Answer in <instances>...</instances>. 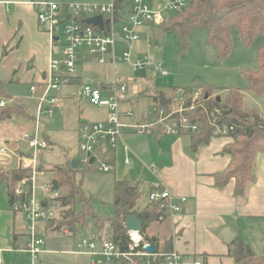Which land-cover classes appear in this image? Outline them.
<instances>
[{"label":"rangeland","instance_id":"rangeland-1","mask_svg":"<svg viewBox=\"0 0 264 264\" xmlns=\"http://www.w3.org/2000/svg\"><path fill=\"white\" fill-rule=\"evenodd\" d=\"M10 1L11 3L7 5L9 10L13 8L12 2L14 1L29 0ZM57 1L101 4L107 3L110 0ZM144 3L151 9H160L163 6V3L158 0H144ZM32 9H34V7ZM176 13H178V11H165L164 15L168 17ZM37 26L39 27L38 22ZM153 26V24L147 22L140 28V37L133 51V56H149L150 59L167 70L168 74L165 76L159 77L158 73L150 75L148 70L132 71L124 61H118L117 63L121 65V69L114 71L113 67L108 62L101 64L98 63L95 57L88 59L85 55V48L80 47L77 49V73L75 78L71 80L70 84L60 86V90L56 93L57 96L60 97L59 106L54 110L52 116L46 120V123L40 126V132H43V136L45 134L48 136L49 148L40 151L37 158L38 165L42 163L46 168L42 175L36 177L38 196L43 195L41 186L49 184L53 179L52 173L49 171L50 167L63 165L68 161H70L69 163L71 164L72 160L76 159L79 160V163L78 166L74 168V178L77 182H81L83 192L86 196L90 197V204L95 213L106 216L112 211L113 183L114 180L120 178H126L137 185L140 194L136 201L135 209H139L147 202L148 188L154 181L151 168L154 167L153 163L155 162L152 161L150 167L147 165L145 159H153L160 155L163 148L160 149L161 146L158 145V142L164 139L179 137L170 134L164 135L162 138H156V133L125 132L114 148H111L105 142H101L98 145V149H101L104 154V158L101 161L95 163L82 162V159L85 158V154L79 149L80 121L96 122L104 119L108 114L106 108L94 106L89 103L87 97L82 92V87L85 85L94 86L103 81L116 79L118 81L133 82L136 87L140 88L138 94H131L130 96L135 101V105L132 107L134 115L125 116L122 114V121H134L135 117L140 114V112H143L150 104H153V95L156 90L159 91V94L160 92L164 93L166 98H177L179 88L196 87L200 82L213 87V95H219L221 97L224 96V93L229 87L242 88L244 105L246 107H256L261 112L263 111L264 95H256L244 89L246 81L242 72L256 68L257 48L264 44V37H257L253 44L247 45L240 40L238 30L233 26L230 30V52L226 57L219 59L216 57L215 47L207 42L206 29L193 28L188 36L187 48L183 51L171 32L163 33L162 43L156 41L151 31ZM117 31L121 34L120 24L117 25ZM20 40L21 37L20 39L19 37L16 39L14 38V43L8 44V48L6 47L8 49L7 54L18 49V42ZM27 53V48L22 47L16 51V53L12 54V56L7 57V59H4V56L1 57L0 65L3 67L12 58H17L21 60L19 65L21 73H23L24 70L28 69V62L24 61ZM121 53L122 44L120 40H117V60ZM29 85V82L21 81L12 83L7 81L5 83V91L11 95L17 96L16 102L26 105L28 114L26 116L14 115L6 124H0V136L5 135L0 137V142L7 148H10L9 138L11 136L4 134L2 131L4 125L9 128V132L13 133L12 136H15L17 141H20L23 132L31 131L33 128L31 116H33L35 112L36 100L34 97H36L37 94L35 93L33 97H30ZM199 101V105H201L203 99L200 98ZM12 104L13 103H10L9 105ZM189 105H191V103L185 104V106ZM120 107L123 109L126 108L125 105ZM121 111L124 112V110ZM219 113L220 111H215V114ZM217 130L219 131L218 128ZM124 145L129 148L130 152L125 153V151H123ZM162 153L165 152L163 151ZM126 159H129L130 163H127ZM142 162L145 163L142 165ZM101 163L107 164L111 169L108 172L98 170L97 166ZM15 164L16 160L14 159L10 160L9 158L5 159L0 157V169H7ZM65 191L66 187H61V189L58 190L61 195H64ZM79 207L80 203L77 201L75 210L78 211ZM13 222L16 231H20L23 221L19 215L14 216L11 212L8 204L6 185L2 183L0 184V257L3 264H29L30 261L26 254L8 249L12 246ZM81 231L85 233L84 237L86 239L92 238L95 228L94 219L91 216L86 217ZM131 237L132 240L133 236ZM46 241L47 248H50L49 242L52 243V241L50 238L46 239ZM134 241L135 240H132L133 243L136 242ZM64 243L65 241L62 238L55 244L52 243V246L56 245L57 247L55 248L60 250V248H64ZM100 259L103 261L102 264H106L104 257H100ZM90 260L91 258H80L76 257V255H69L61 252L42 254V264H92Z\"/></svg>","mask_w":264,"mask_h":264},{"label":"built area","instance_id":"built-area-1","mask_svg":"<svg viewBox=\"0 0 264 264\" xmlns=\"http://www.w3.org/2000/svg\"><path fill=\"white\" fill-rule=\"evenodd\" d=\"M159 1V0H158ZM191 0H161L163 3L160 9H151L144 0H124L126 8L121 10V16L117 18L116 0H110L101 4H82L72 1L57 0H32L29 3L34 7L37 16V22L41 30L49 36L50 57L48 70L45 78L40 83V93L34 97L36 100L35 112L33 115V128L31 131H25L22 134L21 141L27 143L26 149L18 146V151L7 148L0 142V157L15 155L18 158L19 166L30 170L29 179H21L13 188V199L10 206L15 212H21L25 219V242L21 251L25 252L31 264H38L40 255L44 252L45 239L39 231V224L49 223L55 217V208L59 193L52 190L51 182L41 186L44 195H37L38 186L36 184V175L39 171L37 158L39 152L49 148V141L40 132V126L46 123V120L52 116L54 110L59 106L60 97L57 91L61 85L70 84L77 73V49L83 47L86 49L85 55L90 58H96L98 63L108 62L113 70L121 69L117 62L124 61L132 71L148 70L150 74L158 73V76L167 75V70L150 59L149 56L134 57L133 51L140 37V28L145 23H151L154 26L160 24L166 19L164 12L180 11L186 7ZM101 15L103 18L102 28L86 22V19ZM107 20V22H106ZM120 24L121 34L117 31V25ZM120 40L122 44V53L118 60L116 59V41ZM38 86L29 87L31 97L37 91ZM83 94L87 97L90 104L106 108L107 116L96 122L83 121L80 125L79 149L85 154L82 162H88L92 157L95 162L101 161L104 154L98 145L105 142L111 148L116 147L118 141L125 132H150L157 135H182L188 132H197L199 126L196 121H189V118L183 116L186 110H193L199 106L200 98L204 97L203 91L199 87L179 88L177 98H169V106L152 105L146 109L142 118L137 121H122L121 116H133L131 108L122 112L120 109L121 101L127 95H134L140 92L133 82L118 81L116 79L100 82L98 85L82 87ZM11 100L0 99V110L10 103ZM186 103H191L185 106ZM179 104V105H178ZM177 106V107H175ZM216 112H219L216 110ZM179 114L180 117H175ZM229 129H232L230 127ZM222 136L228 137L226 127L219 128ZM124 150L129 152V148L124 145ZM103 155L102 159L97 154ZM130 163L129 159H126ZM98 170L108 172L111 168L105 163L97 166ZM25 185L29 190H25ZM148 199L151 203L162 208L166 215L174 217L181 210V204L185 202L184 196L172 194L167 188L159 184L151 187L148 193ZM100 254L106 259V264H112L114 261L121 264H136L134 256L145 257L146 264H203L200 260L182 253L176 249L168 252L148 253L143 249L138 252H120L115 244L109 239V235L103 233L100 236ZM138 242L133 243V246ZM84 248H88L85 250ZM96 243L94 240L81 238L73 251L87 254H97ZM0 264L2 259L0 257Z\"/></svg>","mask_w":264,"mask_h":264},{"label":"crops","instance_id":"crops-1","mask_svg":"<svg viewBox=\"0 0 264 264\" xmlns=\"http://www.w3.org/2000/svg\"><path fill=\"white\" fill-rule=\"evenodd\" d=\"M30 1L32 0L14 1L12 2L13 8L9 10L7 5L10 4L11 1L0 0V62L1 57H3V47L8 48V44H13L14 38L16 39L19 37L20 39L21 37V40L18 42L19 47L16 51L22 47H26L28 50V56L25 55L24 60L28 62V69L24 70L23 73H21L19 65L21 60L17 58H12L7 62L6 65L8 68L6 65L3 67L0 65V81L3 83L0 88V99H13L14 101L10 102L13 104L17 101V96L11 95L5 91V83L7 81L10 83L20 81L29 82V87L32 85L38 86L35 92L38 95L40 93L41 80L45 78L49 64V36L39 28L40 26H37L36 13L35 10L32 9L33 6L29 3ZM16 51L9 52V55H4V59L12 56ZM130 96L131 95H127L121 101L120 106L125 105L126 107L124 109L120 107L121 110L125 111L129 108L132 109L135 105V101ZM10 103L2 110H6L11 106L9 105ZM149 106H151V104ZM148 107L146 109H148ZM145 111L146 110L140 112V114L135 117L134 121L143 118L142 116ZM262 113L264 112L262 111ZM12 118L13 116L0 122V124H6ZM31 119H33V116H31ZM2 129L4 134L11 136L9 138L10 148L17 152V142L19 141H17L15 136H12L13 133L9 132L10 130L6 125H4ZM3 136L5 135L0 137ZM163 136L164 135L159 134L156 135V138H162ZM176 136L179 137L164 139L158 142V145L161 146L160 149L163 148L165 153H162V151L158 157L145 159L148 166H150L152 161L155 162L153 163L154 167L151 168L154 181L149 186L148 193L151 189L150 187L159 184L167 188L172 194L184 196L186 200L181 204L180 212L174 217L166 215L165 219L153 223L149 231L150 235L157 236L159 244L162 243L164 239L171 238L172 249L191 255L200 260L203 264H234L233 258L229 255V243L221 236V232L225 228H229L236 234L235 238H239L245 242L255 255L262 254L264 252V151H260L256 155L253 167L254 179L246 184L242 196L235 197L233 195L234 179H231L226 186L219 189L214 185L212 176L214 173L223 170L229 162L230 157L227 154L221 153L222 147L229 141V138L224 136L212 138L209 144L201 147L198 151L192 152L188 148V136L184 134ZM123 151H125L124 146ZM125 153L128 152L125 151ZM4 158L16 160L14 166H19L17 161L18 158L15 155L6 156ZM78 163L79 160L77 166ZM144 163L145 162H142V165ZM43 173L44 170L39 171L36 177ZM130 183L133 184L132 182ZM59 189H61V187L58 186L57 191ZM148 193L147 202H145L141 208L135 210H142L150 202ZM59 195L61 196V194ZM8 204L13 215H19L23 221L21 228L22 232L21 230L16 231L13 222L12 246L8 249L26 254L21 251V247L26 240L24 216L21 212L13 211L10 206L9 198ZM61 210H63V208L60 207L58 201L54 211V219L47 224H39V231L45 239V250L42 254L61 252L69 255H76V257L80 258H91L90 263L92 264H102L103 261L100 257L104 256L100 254L99 239L103 233L106 235L109 234L108 224H105L100 230L94 225L95 232L92 238L88 239L95 241V250L97 254L91 255L76 252L75 250L73 251V245L75 246L81 238H85V233L81 231L84 223L76 224L73 230H69L65 226L60 229L57 228L56 224L60 218L59 212ZM137 235L139 239L135 241L139 243L142 237L140 234ZM48 238H50L54 244L63 238L65 241L64 248L57 250L55 248L57 246H52L50 242L49 244L51 247L47 248L46 239ZM84 249L87 250L88 248ZM42 254L40 255L38 264H42ZM28 260L30 261L29 257ZM104 260L106 263V259ZM29 264H31V262H29Z\"/></svg>","mask_w":264,"mask_h":264},{"label":"trees","instance_id":"trees-1","mask_svg":"<svg viewBox=\"0 0 264 264\" xmlns=\"http://www.w3.org/2000/svg\"><path fill=\"white\" fill-rule=\"evenodd\" d=\"M125 8L124 0H116L115 15L117 18L122 17L120 13ZM233 26L237 28L240 40L247 45L253 44L257 37H264V0H191L178 13L166 17L160 24V29L162 33L171 32L181 50L185 51L190 31L193 28H204L207 31V42L215 47L216 57L221 59L230 52V30ZM6 54L7 48L3 47L2 55ZM242 74L246 81L245 90L256 95H264V44L257 48L256 68L245 70ZM2 84L0 81V88ZM196 87L203 91L202 104L182 113L183 116L189 118V121H196L199 126L197 132L184 134L189 138L188 148L192 152L198 151L209 144L212 138L222 136L217 128L226 127L229 141L224 144L221 153L227 154L230 159L223 170L212 176L214 185L219 189L234 179L233 195L240 197L244 193L246 184L254 179L253 167L257 153L264 151V113L256 107L244 105L242 88L229 87L221 97L213 95L214 88L206 83L200 82ZM153 100L154 103L151 106L160 105L159 91H155ZM165 106L168 107L169 103ZM216 110L220 113L215 114ZM14 115H28L27 107L20 102H15L6 110H0V122ZM175 117L178 118L180 115L175 114ZM230 127L232 129H229ZM44 137L48 140L46 134ZM95 161L94 157L88 160L89 163H95ZM69 162L49 168L58 186L66 187L65 194L57 199L60 207L63 208L59 212L57 228L65 226L73 230L76 224L84 223L86 217L91 216L98 230L108 224L109 239L120 252H130L131 246V252H138L143 249L145 243L151 244L155 252L172 250L171 238H166L159 244L157 236L149 233L153 223L166 218L164 210L151 202L142 210H135L140 194L136 185L131 184L125 178L114 180L112 211L106 216H100L94 212L90 197L83 192L81 182L75 180V170ZM38 168L46 170L42 163ZM29 177L30 170L25 167L14 166L0 169V184L6 185L10 201L13 199V188L16 183L24 178L29 179ZM77 201L80 203L78 211L75 210ZM129 214L135 215L141 221L139 234L142 239L136 246H133L124 224ZM228 247L234 264H264V252L255 255L251 248L239 238L233 239ZM133 260L136 264H146L145 257L134 256ZM112 264H119V262L114 261Z\"/></svg>","mask_w":264,"mask_h":264},{"label":"water","instance_id":"water-1","mask_svg":"<svg viewBox=\"0 0 264 264\" xmlns=\"http://www.w3.org/2000/svg\"><path fill=\"white\" fill-rule=\"evenodd\" d=\"M159 1H161V0H159ZM86 22L90 23L92 25L98 26L100 28H102L103 23H104L103 22V18H102L101 15H98V16H95V17H90V18L86 19ZM106 22H107V20H106ZM151 31H152L153 38L156 41H158L159 43H162L163 42V33H162L160 27L159 26H153L151 28ZM88 58H90V57H88ZM159 102H160L161 105H165V104H168L170 102V100L168 98H166L165 95L162 92H160V94H159ZM17 144L23 150L27 148V143L25 141H19V142H17ZM97 157L99 159H102L103 155L98 152ZM71 167L72 168H76L77 167V160L76 159L72 160ZM51 184H52V190H57L58 189V183H57L56 179H52ZM24 189L25 190H29V186L25 185ZM124 224H125V228H126L128 234H129L130 238H132L131 235H130L131 232H135V233L139 234L140 229H141V221L135 215H133V214L127 215ZM221 236L225 239V241L227 243H230L235 238L236 234L233 231H231L229 228H225L221 232ZM132 240H134V239H132ZM144 249L148 253H153L154 252V247L151 244H149V243H147L144 246ZM123 261H125V259H122V261L119 264H121Z\"/></svg>","mask_w":264,"mask_h":264},{"label":"bare ground","instance_id":"bare-ground-1","mask_svg":"<svg viewBox=\"0 0 264 264\" xmlns=\"http://www.w3.org/2000/svg\"><path fill=\"white\" fill-rule=\"evenodd\" d=\"M131 235L133 236L134 240H138L139 239L138 235L135 232H131Z\"/></svg>","mask_w":264,"mask_h":264}]
</instances>
